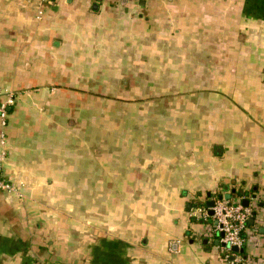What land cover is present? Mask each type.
Segmentation results:
<instances>
[{
    "label": "crops",
    "instance_id": "obj_1",
    "mask_svg": "<svg viewBox=\"0 0 264 264\" xmlns=\"http://www.w3.org/2000/svg\"><path fill=\"white\" fill-rule=\"evenodd\" d=\"M0 91V264H264V0H0Z\"/></svg>",
    "mask_w": 264,
    "mask_h": 264
},
{
    "label": "built area",
    "instance_id": "obj_2",
    "mask_svg": "<svg viewBox=\"0 0 264 264\" xmlns=\"http://www.w3.org/2000/svg\"><path fill=\"white\" fill-rule=\"evenodd\" d=\"M37 3H42L45 0H36ZM41 12H38V18ZM0 96L4 97V101L0 103V122L2 126L6 124L7 108L14 101V96L9 92L0 91ZM3 143V138L1 139ZM3 155H0V192L20 196L19 190L12 182L3 176L2 168ZM208 208H195L192 217L197 220L206 221L211 218L215 223L212 227V232L222 235V242L228 249L236 247L240 249L244 242L243 231L252 214L253 208L250 205L244 206L241 201L230 202L228 200H214V205L211 208L212 215L209 216ZM227 259V258H226ZM241 263V262H240ZM231 264H234L233 261Z\"/></svg>",
    "mask_w": 264,
    "mask_h": 264
},
{
    "label": "water",
    "instance_id": "obj_3",
    "mask_svg": "<svg viewBox=\"0 0 264 264\" xmlns=\"http://www.w3.org/2000/svg\"><path fill=\"white\" fill-rule=\"evenodd\" d=\"M207 196H209V194H208ZM228 198H229L228 195H226V196H219V197H218V200H222V199L226 200V199H228ZM213 205H214V201H213V200H210L209 202L206 203V207L209 209L208 214H209L210 216L212 215L211 208L213 207ZM243 205H244V206H247V202L244 201V202H243ZM249 221H252V218H250ZM221 236H222V235H221ZM231 249H232V251H234V252L238 251L236 247H232Z\"/></svg>",
    "mask_w": 264,
    "mask_h": 264
}]
</instances>
